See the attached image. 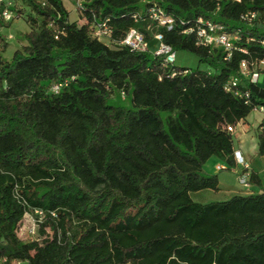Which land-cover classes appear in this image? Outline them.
I'll list each match as a JSON object with an SVG mask.
<instances>
[{"label":"trees","instance_id":"trees-1","mask_svg":"<svg viewBox=\"0 0 264 264\" xmlns=\"http://www.w3.org/2000/svg\"><path fill=\"white\" fill-rule=\"evenodd\" d=\"M150 3L175 19L153 33L207 70L175 62L180 73L171 78L152 52L107 46L88 24L71 23L60 0H20L30 31L10 60L0 34V264H264V194L194 199L218 190L217 176L204 171L212 157L224 171L234 167L226 127L264 107L258 84L239 86L241 97L225 91L242 60H264V0H222L218 10L212 0L84 6L110 19L115 41L136 28L152 44L148 22L130 16ZM247 11L260 15L252 26L240 19ZM198 18L240 31L247 55L236 50L227 60L197 45L180 23ZM249 182L257 184L251 174ZM35 211L37 237L22 241L19 225Z\"/></svg>","mask_w":264,"mask_h":264},{"label":"built area","instance_id":"built-area-1","mask_svg":"<svg viewBox=\"0 0 264 264\" xmlns=\"http://www.w3.org/2000/svg\"><path fill=\"white\" fill-rule=\"evenodd\" d=\"M18 0H0V22L4 24H10L14 20L18 18H22L21 8L18 6ZM41 2L42 0H36ZM75 3V10L77 13L78 19L81 24H88L91 36L99 42L106 44L107 46H121L127 47L131 51H139V52H146L150 51V44L148 41L145 40V35L141 31L136 28H130L124 37L119 40L115 41L113 39V29L109 25L110 19L104 18L99 19L92 11H87L86 7L84 6L85 0H72ZM149 2V0H145ZM215 1L217 4V9L219 6V2L222 0H212ZM227 2L232 3H241L242 0H224ZM132 19L135 22L143 21L148 22L147 27L145 30L151 33V42H158L159 47L156 52L153 54L157 57L162 58L161 67L162 68H171L170 77H175L178 73L172 66L176 62V54L175 52L169 47L162 43V37L158 33H153V30L158 28H166L167 30H171L175 25V19L171 16L166 14L160 7H158L154 3H150L146 10L144 11V15L140 12H132L131 15ZM215 16V13L212 15ZM260 15L256 11H247L246 13L242 14L240 19L245 24L252 26L255 22H258ZM183 27H186L183 31L184 35H194L196 38L197 45L203 48L209 49H220L223 54L225 55V59H230L231 54L233 51H239L242 54L247 55L246 49H241L237 46V42L240 39V31L234 30L229 31L226 30L222 25L218 24L217 22L213 21L211 18H198L193 23L191 22H181L180 23ZM1 30V27H0ZM12 40L11 36L6 38V41ZM264 44V42H262ZM184 74L187 71L183 72ZM264 74V60L252 59L250 61L242 60L239 65V71L237 75L230 78L227 85L225 86V91L233 93L237 97H241V93L238 90L239 86L244 85L245 83L257 84L260 75ZM62 84H56L52 86V92L58 93ZM245 96H248L245 93ZM124 98V95L122 94ZM253 111L264 112V107H257L254 108ZM237 123L234 126H227L226 130L231 134L234 133ZM233 158L235 163L238 165H243L245 170L242 174H240L238 178L239 185L243 186L244 188L249 187V174L246 173L247 165L243 162L241 153L239 151H234ZM217 171L225 170L224 166H217ZM34 216L35 220L33 222V228H31V234H35L34 238L28 239L25 242L32 241L36 239L37 234V223L41 218L42 213L39 211H35L32 214H26L22 223L19 225L17 230V235L19 236V232L23 227L24 220L26 216ZM23 241V240H22Z\"/></svg>","mask_w":264,"mask_h":264},{"label":"crops","instance_id":"crops-1","mask_svg":"<svg viewBox=\"0 0 264 264\" xmlns=\"http://www.w3.org/2000/svg\"><path fill=\"white\" fill-rule=\"evenodd\" d=\"M260 79V78H259ZM259 79L257 84L259 85ZM245 120L241 121L239 125L236 126L233 133L234 137V151H239L241 153L243 162L247 165V174L254 176L257 184L249 182V187L244 188L238 184V178L245 170L243 165L234 164L232 173L234 184L229 183L228 178L224 174H216L222 171H217V166L225 165L224 161L217 158L215 167L213 171H207L210 175H216L218 180V190L217 191H203L197 195L201 197L203 193H222L220 201H226L234 195H247V194H264V156H257V140L256 133L258 127L262 125L260 130L264 132V112L253 111ZM224 171V170H223ZM231 171V170H230ZM213 172V173H209Z\"/></svg>","mask_w":264,"mask_h":264},{"label":"rangeland","instance_id":"rangeland-1","mask_svg":"<svg viewBox=\"0 0 264 264\" xmlns=\"http://www.w3.org/2000/svg\"><path fill=\"white\" fill-rule=\"evenodd\" d=\"M63 7L66 9V11L69 14V21L75 22L78 19V15L75 10V3L72 0H60ZM18 6H20V0L17 1ZM23 7V6H22ZM21 7V8H22ZM30 12L28 10L22 11V18H18L11 22L8 27L1 28L0 34L4 37L11 36L12 40L7 41V49L3 53V58L5 60H10L14 51H16L18 48H20L24 44L23 36L30 31V27L28 23L26 22V18ZM159 43L158 42H152L150 44V52L154 53L158 50ZM176 66L179 68H187V69H196L199 67V70H207L208 67L205 64H198L197 59L188 53L185 52H176ZM259 86L264 89V74L260 75L259 79ZM121 101L123 104H126L125 98L121 96ZM251 113H254L253 111ZM216 157H212L204 166V171H213V167H215L217 162ZM213 173V172H209ZM218 175L224 174L228 178V182L234 184V177L232 170L231 171H222L220 173H216ZM239 184V183H238ZM222 193H203L201 197H194L195 201L201 202V203H208V202H214V201H220ZM35 220L34 216H26L24 220V224L22 229L19 232V238L23 241H26L28 239L34 238L36 235L31 234V228H33V222Z\"/></svg>","mask_w":264,"mask_h":264}]
</instances>
